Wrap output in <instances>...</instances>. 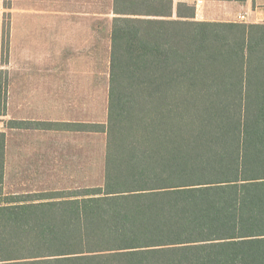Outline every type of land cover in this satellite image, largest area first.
Instances as JSON below:
<instances>
[{
	"label": "trees",
	"instance_id": "16d2710c",
	"mask_svg": "<svg viewBox=\"0 0 264 264\" xmlns=\"http://www.w3.org/2000/svg\"><path fill=\"white\" fill-rule=\"evenodd\" d=\"M112 13L102 184L3 194L0 132V264H264V23Z\"/></svg>",
	"mask_w": 264,
	"mask_h": 264
},
{
	"label": "crops",
	"instance_id": "0c3cea01",
	"mask_svg": "<svg viewBox=\"0 0 264 264\" xmlns=\"http://www.w3.org/2000/svg\"><path fill=\"white\" fill-rule=\"evenodd\" d=\"M70 9L64 12L65 19H68L63 28L57 29L56 25H47V48L49 54V62L51 61V74L48 73V111L49 117L47 119H38L34 116L16 117L15 119H9L2 121L3 129L0 132L5 133L7 136L8 124L11 121L17 123V128L10 129L16 130L26 134L25 136H34L33 134L44 133L51 138L49 142V150L45 156L41 159L47 158V169L51 174L56 175H69V176H83L88 177L89 170V157L86 151L88 144L87 139L89 136H105L101 132H88L87 125H105L107 114V93H108V78H109V56H110V34L111 23L114 15L112 13V3L109 8V12L105 14L104 1L105 0H70ZM112 1V0H111ZM173 1V18H176V5L178 3H184L189 7L194 8V17L192 21H207V22H235L241 23L238 20V16L243 15L248 19L250 24L256 23V19L264 14V0H245L244 2H221L224 4V9L221 11V15L217 18V21L209 16H203V13L199 10V5L195 6V3H201V0H172ZM209 1V0H206ZM263 9H262V8ZM260 8V9H259ZM263 10V11H262ZM105 17H110V29L108 34V55H107V84H106V108H105V121H104V56H105V38H104V21ZM237 20V21H236ZM27 32V30H26ZM43 27L32 24L28 33L22 35L21 46L23 49H32L34 54L37 47H40L45 41V37L41 35ZM60 45V46H59ZM62 45V46H61ZM33 59V58H32ZM56 62L62 63L64 68H68L69 71H65L58 77L55 73ZM49 67V69H50ZM50 71V70H49ZM28 76H23L26 80ZM34 80H37L35 75L31 79L29 86L31 91H34ZM70 80V84H69ZM99 80V89H98ZM62 87V88H59ZM94 98V99H93ZM100 99L101 114L99 119L90 120L87 112L92 110L93 106L97 105V100ZM23 99V98H22ZM21 104V105H20ZM22 111L33 113L36 109L37 102L34 100L26 99L22 103H18ZM73 111V115L69 118L67 111L69 108ZM50 111L56 112L58 115L50 114ZM66 113H65V112ZM1 116H6L2 113ZM42 123V128L34 129L30 124ZM21 125V126H20ZM84 127V128H83ZM84 129V130H82ZM24 136V137H25ZM25 137V138H26ZM85 139V152L81 153V145H73L75 150L71 153L63 152L61 149L66 148V138ZM76 142V140H75ZM27 145H22L23 147ZM30 145V144H29ZM78 147V151L76 148ZM5 158H4V177L7 170V139L5 137ZM19 149L20 147L17 146ZM28 148V146H27ZM105 148V144H104ZM16 153V163L19 167L21 164L26 170L37 168L35 157L37 154L27 156V154L21 153L20 150ZM60 152V153H57ZM63 155V156H62ZM38 158V157H37ZM40 158V157H39ZM103 166H104V153H103ZM32 160L31 162H29ZM39 168V167H38ZM70 170V173H67ZM4 182V180H3ZM86 188V187H84ZM83 189L81 187L75 188ZM64 190V189H63ZM62 191V190H52Z\"/></svg>",
	"mask_w": 264,
	"mask_h": 264
},
{
	"label": "rangeland",
	"instance_id": "374dc122",
	"mask_svg": "<svg viewBox=\"0 0 264 264\" xmlns=\"http://www.w3.org/2000/svg\"><path fill=\"white\" fill-rule=\"evenodd\" d=\"M70 0H10V9H5L4 0H0V131L3 129L2 121L9 119H15L16 117L25 118L27 116H34L40 120L47 119L49 115L48 111V73H52L51 61L49 62V54L47 48V25H56L57 29H61L67 23L68 19H65L64 12L70 9ZM111 0L104 1L105 14L109 12L111 7ZM199 5V10L203 13V16H209L217 21L221 11L224 9V4L216 1L201 0V3H195V6ZM262 8V7H261ZM260 9V8H259ZM263 9V8H262ZM263 11V10H262ZM237 21V20H236ZM246 21H249L246 19ZM43 27L42 36L45 37V41L40 47H37L36 52L33 54L32 49H23L21 46V37L28 33L32 24ZM264 14L256 19V23L263 24ZM244 24H250L244 22ZM9 30L7 31V28ZM104 38L105 40V56H104V121H105V108H106V84H107V55H108V34L110 29V17H105L104 21ZM4 29V32H3ZM27 30V32H26ZM9 32V33H7ZM8 35V36H7ZM7 43L8 53L7 58L1 59L2 43ZM60 46V45H59ZM62 46V45H61ZM33 58V59H32ZM4 59V60H3ZM5 61V62H3ZM55 73L58 77L61 73L69 71L64 68L62 63L56 62ZM50 67V69H49ZM50 70V71H49ZM37 76V80H34L36 84L34 91H31L29 84L34 76ZM23 76H28L26 80ZM70 84V80H69ZM62 88V87H59ZM99 89V80H98ZM23 98V99H22ZM30 99L37 102L36 109L33 113L22 111L18 103H22L23 100ZM94 99V98H93ZM21 105V104H20ZM69 108V107H68ZM100 99L97 100V105L92 110L87 112L90 120L96 116L99 119L101 114ZM65 112V111H64ZM71 109L67 111L70 118L73 113ZM6 116H1V114ZM52 117L58 115L56 112L50 111ZM95 118V119H97ZM10 125L8 124V127ZM7 127V128H8ZM7 172L3 182V194H27L36 192H45L52 190H75L77 187H94L102 184L103 179V153L105 136H89L86 140L88 147L86 149L89 157V170L88 177L83 176H69V175H56L51 174L47 169V158L41 159L49 150V142L51 138L44 133L33 134L34 136L26 137L24 134L16 130H7ZM26 138H25V137ZM66 138V137H65ZM76 140V142H75ZM24 147L22 145L26 144ZM66 148L61 149L63 152L71 153L75 150L72 148L77 143L78 147L81 145V153L85 152L84 144L85 139L66 138ZM30 144V145H29ZM20 147L19 149L17 148ZM28 146V148H27ZM78 147L76 151H78ZM20 150L21 153L31 156L36 153L37 168L26 170L22 164L18 167L15 161L16 153ZM60 153V152H57ZM63 156V155H62ZM40 157V158H39ZM30 160L29 162H31ZM70 173V170H67Z\"/></svg>",
	"mask_w": 264,
	"mask_h": 264
},
{
	"label": "built area",
	"instance_id": "2783aa9c",
	"mask_svg": "<svg viewBox=\"0 0 264 264\" xmlns=\"http://www.w3.org/2000/svg\"><path fill=\"white\" fill-rule=\"evenodd\" d=\"M238 20L242 23L246 22V18L243 15L238 16Z\"/></svg>",
	"mask_w": 264,
	"mask_h": 264
}]
</instances>
